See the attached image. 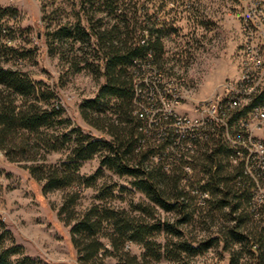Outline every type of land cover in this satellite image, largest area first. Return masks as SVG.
<instances>
[{
	"label": "trees",
	"instance_id": "obj_1",
	"mask_svg": "<svg viewBox=\"0 0 264 264\" xmlns=\"http://www.w3.org/2000/svg\"><path fill=\"white\" fill-rule=\"evenodd\" d=\"M133 2L82 0L88 18L95 9L121 20L100 30L90 25L91 33L84 32L87 38L94 36V44L102 52L103 65L97 67L104 82L93 98L84 101L82 114L110 138H94L75 128L72 132L77 139L67 160L59 164L24 163V167L43 183L44 193L68 189L59 215L71 227L80 264H100L109 255L118 256L119 264H152L162 257L174 264H197L193 259L213 248L228 253L231 264H241L245 256L251 264H264V198L259 201L256 196L264 194V158L250 150L256 139H251L245 117L264 107V87L248 103L225 109L224 122H212L198 133L179 134L172 125L173 118L162 111L150 121V113L144 108L157 105L146 92V72L153 69V78L165 86L162 54L169 32L156 15L147 13V23L140 22L137 2ZM14 13L11 7H0V39L6 38L5 47H0V150L12 161L22 162L14 157L37 154L45 140L52 149L62 148L68 133L45 138L43 131L70 121L62 117L63 109H44L41 102H47L48 97L26 73L2 65L1 58L10 50L18 54L7 47L14 38L2 23L5 14ZM70 37L71 31L65 28L54 33L57 41ZM111 105L115 113L109 115L106 108ZM57 142L62 145L57 146ZM99 153L102 166L120 176H131L133 186L150 200L135 207L139 215L100 204L82 212L76 209L82 189L92 186L102 171L100 168L85 179L82 163ZM193 165L200 168L195 176L188 173ZM159 209L172 217L162 216ZM197 224L200 232L189 231L193 226L196 232ZM156 234L166 241L158 243ZM12 239L0 216V264H9L12 255L24 254L23 246ZM8 240L13 244L6 245ZM129 241L142 245L145 251L132 255L126 248ZM38 262L24 255L16 264Z\"/></svg>",
	"mask_w": 264,
	"mask_h": 264
},
{
	"label": "rangeland",
	"instance_id": "obj_2",
	"mask_svg": "<svg viewBox=\"0 0 264 264\" xmlns=\"http://www.w3.org/2000/svg\"><path fill=\"white\" fill-rule=\"evenodd\" d=\"M135 1L139 8L137 13L140 22L147 23V13L153 17L156 15L158 23L165 25L169 32L164 40L162 54V82L181 96L177 112L193 116L197 102H204L207 98L220 94L227 88L228 79L241 77L246 62L243 47L248 40L241 25L242 20H246L251 13L245 12V9L249 4L255 7L259 1H263L264 10V0ZM143 6L146 9L143 10ZM0 7L16 10L15 16L5 14L2 23L10 28L14 38V42L7 47L18 51V54L11 50L5 54L1 58L2 65L18 68L26 73L48 97L47 102H41L44 109H52L53 106L63 109L62 117L70 121L43 131L45 138L62 137L68 133L69 138L60 149H52L47 140H42L35 156H13L16 160H22L23 164L12 161L0 150V216L5 228L11 232L12 240L24 248V254L12 255L9 264H16L24 255L39 259L38 264H80L77 250L71 241V227L59 215L68 189L44 193L43 183L32 176L24 163L59 164L67 160L77 139L72 132L75 128L94 138H110L106 132L91 125L82 114L84 101L93 98L104 82L97 67L103 65L102 52L94 44V36L87 38L84 32L91 33L90 25L100 30L121 20L115 14L95 12V9L90 10L88 18L82 0H0ZM259 11H256L261 14V17L257 16L258 21L264 29V12ZM61 28L70 30L72 37L63 41L55 40L54 33ZM262 32L261 38H264V31ZM144 33L148 36L147 27ZM5 41V37L0 39V47H5ZM248 59V64L255 61L252 57ZM146 75L152 79L156 73L154 74L153 69H147ZM161 92L163 95L164 92ZM106 109H109V115L115 113L111 110L115 109L112 105ZM245 117L248 129H254L255 136L264 141V121H261V127H255L258 120L254 112ZM61 145V142H57V146ZM154 162L157 163V159ZM100 168L102 171L95 183L82 189L76 206L78 211L100 204L114 209L124 208L137 215L140 212L136 208L150 202L144 193L133 186L131 176H120L102 166L101 153L84 160L81 173L87 179ZM171 168L165 169L168 171ZM192 168L188 173L191 176L197 175L200 168L194 165ZM256 196L259 201L264 198L263 193H257ZM158 211L162 216L171 215L160 209ZM147 216L151 220L152 217ZM188 229L193 233L202 230L199 224L196 232L193 226ZM155 239L158 243L166 241L162 235H157ZM103 242L112 250L107 239L104 238ZM11 244L13 242L10 240L6 242L8 246ZM126 248L137 256L145 251L142 245L130 241ZM193 262L231 264L229 254L221 248H213L195 257ZM151 263L174 264L165 257L159 262ZM100 264H119V257L109 255ZM241 264H251V259L245 256L241 259Z\"/></svg>",
	"mask_w": 264,
	"mask_h": 264
},
{
	"label": "built area",
	"instance_id": "obj_3",
	"mask_svg": "<svg viewBox=\"0 0 264 264\" xmlns=\"http://www.w3.org/2000/svg\"><path fill=\"white\" fill-rule=\"evenodd\" d=\"M263 6H250L246 7L245 12H251L250 20H242V30L248 35L246 44H250L249 55H246V67L243 69V74L239 79L230 78L226 82L227 88L216 96L207 98L204 102H197L194 106L195 114L188 116L176 111L178 103L181 101V96L173 92L167 85L161 87L152 77L145 78L146 92L149 98L154 99L157 106L144 108L148 109L150 113V121H155L156 114L162 111L167 117L173 118V127L177 128L179 134L185 136L189 132L198 133L202 128L208 126L212 122H224L225 109L235 108L238 105L248 103L250 99L264 87V73H259V67H250L248 65V57H255L259 60L264 59V40L261 35H254V26H261L258 21L260 12ZM257 11V12H256ZM261 31L264 29L261 26ZM233 85V86H230ZM138 85V93L140 94L141 88ZM169 90V91H168ZM164 94L162 95V92ZM257 109V108H256ZM257 122L255 127H261V121H264V109H257L255 112ZM248 126V123H247ZM254 127V128H255ZM250 131L251 139H256L252 142L250 147L251 152H256L259 157L264 158V141L255 136L254 129ZM196 137V135H194Z\"/></svg>",
	"mask_w": 264,
	"mask_h": 264
},
{
	"label": "bare ground",
	"instance_id": "obj_4",
	"mask_svg": "<svg viewBox=\"0 0 264 264\" xmlns=\"http://www.w3.org/2000/svg\"><path fill=\"white\" fill-rule=\"evenodd\" d=\"M260 5V6H263V1H259L257 6ZM264 12V10H262ZM260 17H261V14H260ZM246 20H250L251 19V13H249V15L245 18ZM257 33H259L261 36L263 35V32L261 31V26H254V35H256ZM258 35V34H257ZM264 40V38H263ZM249 52H250V44H246L244 45L243 47V53H244V56L246 57V55H249ZM255 59V61H251L250 64H248L250 67H259V73H264V59H261L260 60V66H259V60H257V58L255 57H252ZM250 59V58H249ZM248 59V60H249ZM243 67H246V62L245 64L243 65ZM263 105V104H262ZM261 105V106H262ZM257 109H264V107H257ZM224 121H225V118H224ZM243 122V121H242ZM226 125V124H225Z\"/></svg>",
	"mask_w": 264,
	"mask_h": 264
}]
</instances>
